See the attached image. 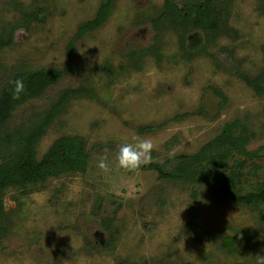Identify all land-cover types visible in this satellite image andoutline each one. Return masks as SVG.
<instances>
[{"label":"rangeland","instance_id":"1","mask_svg":"<svg viewBox=\"0 0 264 264\" xmlns=\"http://www.w3.org/2000/svg\"><path fill=\"white\" fill-rule=\"evenodd\" d=\"M108 2L101 24L80 31ZM165 2L0 0V85L20 71H63L9 126L32 125L69 91L39 156L62 135L81 137L89 152L82 170L6 190L0 264H256L264 255V204L251 209L216 193L212 170L166 179L117 166L120 145L151 138V163L171 171L240 123L248 152H234L223 172L240 173L230 186L239 194L264 188V92L243 78L264 70V0H214L224 13L215 35L184 20L160 24ZM244 229L243 247H220Z\"/></svg>","mask_w":264,"mask_h":264},{"label":"trees","instance_id":"2","mask_svg":"<svg viewBox=\"0 0 264 264\" xmlns=\"http://www.w3.org/2000/svg\"><path fill=\"white\" fill-rule=\"evenodd\" d=\"M110 2L104 4L97 14V18L85 23L83 29L95 28L109 12ZM160 24L164 21L190 22L194 27L217 34L221 31L224 22V13L217 9L214 0L187 3L179 6L174 0H166L161 13ZM0 33V49L3 45ZM9 42V41H8ZM154 50V46H150ZM61 69L49 68L37 71H20L11 77L5 84L0 85V231H5L7 211L4 206L5 192L9 188L25 189L56 177L62 173L84 169L89 152L84 139L73 135H62L57 138L49 149L40 157L38 144L47 132L51 123L68 102L71 92H64L53 106L32 125H22L11 128L9 122L15 110L29 100L41 97L46 90L55 84L62 76ZM246 83L259 93L264 92V70L260 75H243ZM22 79L26 91L19 100L12 99V81ZM250 142V133L246 124L233 123L226 125L221 133L205 143L197 152L191 155L180 156L181 162L171 171L166 169V163H150L142 166L144 169L154 168L160 177L177 179L183 177L187 168L199 169L201 172L211 173L218 185L216 193H224L238 205L251 209H259L264 204V188L257 192L239 194L231 189L236 172L227 175L223 172L228 166V159L234 152L247 154V145ZM177 159V158H176ZM170 163L172 162L169 160ZM213 182V185L216 184ZM248 230H237L234 235L225 236L219 241L220 247L237 249L246 241ZM246 243V242H245Z\"/></svg>","mask_w":264,"mask_h":264},{"label":"clouds","instance_id":"3","mask_svg":"<svg viewBox=\"0 0 264 264\" xmlns=\"http://www.w3.org/2000/svg\"><path fill=\"white\" fill-rule=\"evenodd\" d=\"M12 99L19 100L21 94L26 91L22 79H16L11 82ZM156 145L151 138L135 137L134 142L124 143L119 146L116 161L117 166L125 172L137 173L142 166L150 164L153 161L152 152ZM174 155V153H170ZM101 170L108 171L109 164L106 158H101L97 165ZM256 264H264V255H256Z\"/></svg>","mask_w":264,"mask_h":264}]
</instances>
